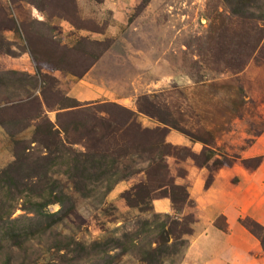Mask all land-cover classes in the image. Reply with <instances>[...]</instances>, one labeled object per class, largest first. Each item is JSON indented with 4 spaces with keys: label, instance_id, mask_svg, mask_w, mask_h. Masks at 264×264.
<instances>
[{
    "label": "rangeland",
    "instance_id": "1",
    "mask_svg": "<svg viewBox=\"0 0 264 264\" xmlns=\"http://www.w3.org/2000/svg\"><path fill=\"white\" fill-rule=\"evenodd\" d=\"M230 4V0H0V107L30 94L42 96L44 111L55 122L61 110L52 109L64 104L65 97L73 99L68 96L75 79L70 74L93 67L90 77L104 83L116 100L77 103L111 120L116 134L127 117L124 108L149 129L170 128L163 121L210 138L207 133L213 136L215 130L229 129L239 117V127L257 135L264 129V20L244 22L232 14ZM116 13L122 21L114 19ZM62 55L64 69L48 72ZM85 114L79 115L82 133L93 121ZM99 127L96 137L102 134ZM119 136L100 141L97 149L117 147ZM70 137L77 149L91 148L87 137ZM149 141L154 140L142 137L137 145L145 147ZM188 154L180 148L171 152L180 158H189ZM12 159V144L0 131V168ZM130 180L133 185L147 183L150 189L156 186L152 173ZM107 196L103 204L92 199L79 202L55 225L56 231L89 244L120 238L133 229L137 218H150L149 213L120 210ZM49 209L55 212L59 207ZM19 214L16 209L13 216ZM188 223L181 218L175 233L185 241L188 235L182 232ZM184 248L165 256L162 264H175ZM39 250L40 264H46L50 255L43 247ZM122 264L141 263L129 256Z\"/></svg>",
    "mask_w": 264,
    "mask_h": 264
},
{
    "label": "trees",
    "instance_id": "2",
    "mask_svg": "<svg viewBox=\"0 0 264 264\" xmlns=\"http://www.w3.org/2000/svg\"><path fill=\"white\" fill-rule=\"evenodd\" d=\"M230 2L232 14H237L244 22L249 18L264 20V0ZM247 55L250 58L251 55ZM65 59L62 55L53 65L50 63L53 68L47 71L63 70ZM88 69L70 75L80 79ZM41 97L30 94L0 107V128L12 144L13 156L10 163L0 168V264H40L39 247L50 255L46 264H122L129 256L141 264H162L165 256L179 253L187 241L175 233L182 225L181 218H187L188 228L182 235H191L193 216L186 213V207L193 202L187 188L176 184L170 172L167 160L174 148L165 141L167 129L142 127L136 114L123 108L127 117L116 134L111 120H104L93 109L84 108L68 97L63 99L64 104L52 109L61 110L52 122L44 111L45 101ZM82 113L93 120L85 133L80 132L84 126L79 120ZM104 117L110 118V115ZM161 122L193 140L204 144L213 142V136L208 133L210 138L196 137L178 126ZM98 124L102 134L98 132L99 137H96ZM29 130L32 132L26 134ZM72 135L80 139L87 137L92 142L91 148L77 149L76 143L71 141ZM115 136L122 138L117 147L97 149V143ZM146 136L154 141H149L145 147L138 146V139ZM188 156L209 168L212 151L205 149L200 155L190 153ZM260 161L259 157L241 160V163L253 169ZM231 162L221 157L213 161V167L228 166ZM140 164L145 165L140 167ZM141 173L146 177L152 173L156 186L150 189L147 183L138 182L124 191L121 199L126 208L140 214L149 213L150 218H137L133 229L120 238L107 237L89 244L56 231L55 225L75 211L79 202L92 199L103 204L119 182ZM161 197L170 200L171 214L153 211V200ZM55 205L59 209L50 211ZM16 209L21 214L14 217ZM240 224L259 241L264 253V227L250 218L240 220Z\"/></svg>",
    "mask_w": 264,
    "mask_h": 264
},
{
    "label": "crops",
    "instance_id": "3",
    "mask_svg": "<svg viewBox=\"0 0 264 264\" xmlns=\"http://www.w3.org/2000/svg\"><path fill=\"white\" fill-rule=\"evenodd\" d=\"M113 17L122 21L117 13ZM92 70L93 67L80 79L73 77L68 96L79 102L116 100L104 83L90 77ZM240 122L241 118L236 117L231 128L215 130L213 142L209 144L166 128L165 141L174 149L196 155L205 149L212 151L209 168L175 155L167 160L175 183L187 188L193 202L186 207V213L193 216L192 232L175 264H264L259 241L240 224V220L250 218L264 227V129L250 136L239 127ZM0 131L4 135L1 128ZM247 138L250 141L244 144ZM221 157L230 158L231 164L213 167V161ZM259 157L261 161L256 168H245L241 163V160ZM133 184L132 180L119 182L108 194V202L120 210H130L125 207L121 194ZM152 207L158 214L172 212L167 197L154 199Z\"/></svg>",
    "mask_w": 264,
    "mask_h": 264
}]
</instances>
